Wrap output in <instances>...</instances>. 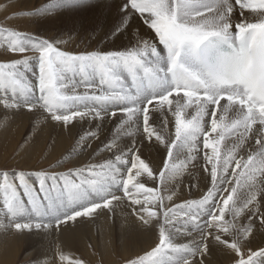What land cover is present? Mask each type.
<instances>
[{
  "label": "snow or ice",
  "instance_id": "6c2138e0",
  "mask_svg": "<svg viewBox=\"0 0 264 264\" xmlns=\"http://www.w3.org/2000/svg\"><path fill=\"white\" fill-rule=\"evenodd\" d=\"M88 2L50 0L24 15ZM117 8L112 36L139 20L152 38L136 27L131 47L73 53L0 27V48L19 57L0 61V107L69 129L96 122L47 169H0V229L48 234L127 203L157 241L123 264H204L211 247L232 264H264V246H250L256 231L264 235V0H120ZM106 120L114 127L101 140ZM138 133L163 146L155 171L136 141L122 143ZM92 140L107 154L100 162L55 170ZM198 158L206 190L173 203ZM57 257L88 264L59 248Z\"/></svg>",
  "mask_w": 264,
  "mask_h": 264
},
{
  "label": "bare ground",
  "instance_id": "6f19581e",
  "mask_svg": "<svg viewBox=\"0 0 264 264\" xmlns=\"http://www.w3.org/2000/svg\"><path fill=\"white\" fill-rule=\"evenodd\" d=\"M89 3L79 9L83 13L87 8H92V11H88L83 16L80 15L78 17V7L62 8L47 15L22 16V18H16L17 20L15 19L12 24L21 25L27 19L32 23L34 21L35 24L31 27L34 29L33 32L38 29L41 31L40 34L37 32L35 34L34 32L37 35L36 37L38 35H45V37L52 35V37H48L50 38L49 40L59 42V47L65 51H70L69 45L74 40L76 41V44L73 43L75 51L81 52L96 49L123 50L135 44L134 30L136 27H139L141 33L145 34L147 38H152L153 34L150 32L145 33L144 26L139 20L135 21L134 26L125 31L124 34L112 36L110 33L119 20L117 5L120 0H94ZM46 4L48 3L44 5ZM8 5L10 6V4ZM70 15L77 17V19L71 18L72 21H75L71 24L67 21ZM62 20L67 22L61 26L60 32L52 33L50 28L59 26L62 24ZM2 52H5V50L0 48V53ZM2 55L4 56L5 54ZM0 120L9 129L11 128V134L20 129L19 132H22V136L26 135V140L31 142L29 146L38 149L48 143L50 149L47 150L48 158L46 159L47 163H45L47 165L65 157L76 145L79 135L86 132L96 123L81 122L75 128L69 129L61 127L50 119H45L37 111L29 112L26 109H21L18 111L8 110L6 112L3 107H0ZM156 126L158 129L160 128L159 119H157ZM113 127L114 124L107 120L103 123L101 140L109 135ZM168 128L169 131L174 132L171 122ZM1 134L2 131H0ZM133 141H136V146L140 148L142 158L149 161L155 171L165 157L163 146L155 141L148 142L143 140L142 133L132 137H124L122 143L130 145ZM89 143H91L92 147L85 148L82 153L74 155L72 163L79 164L88 161L98 163L107 155L97 151L98 147H100L99 141L92 140ZM33 154L34 151L30 150L23 156L26 157L25 160L30 162V156H33ZM6 159L7 155L4 154L0 160L4 161ZM15 163L20 164V166L24 164L21 162ZM30 164L32 163L30 162ZM30 164L28 163L27 165L33 168L34 165ZM45 164L43 165L46 166ZM201 164L202 160L198 158L195 167L190 168L189 177L185 176L183 182L179 183L180 186L185 185L181 186V197L186 196L189 192V199H196L206 190L205 182L201 179L203 176L200 171ZM188 183L189 186L192 185L191 188ZM148 186L157 185L148 182ZM117 194L119 195L120 193L117 192ZM4 222L7 223V220L5 219ZM187 239L185 236H179L177 242H187ZM21 240L26 241L25 251L29 254L33 253L31 264H60L57 257V248L61 249L72 259H76L74 252L78 249H91V246L99 252L95 255L86 254V256L90 257L92 264H101L102 262L105 264H116L118 252L127 259L131 255L135 257L138 254H142L145 250H149L157 241V232L143 229L139 222L129 214L128 204L122 203L116 208L114 213L100 210L92 218H78L76 222H69L67 226H61L60 229L52 230L48 234L27 232L19 234L12 230L0 229V251L3 247L9 249V252L5 249L7 252L3 251L5 253L3 255L0 252V264L13 262H9V260L13 259V255H17L16 252L18 251L16 250L20 248L18 242L20 243ZM12 245H14V248L16 247V250L11 249ZM47 245L52 246V248L47 247ZM250 246L253 248L264 246V235L256 231L251 238ZM232 258V254L225 249L211 247L210 254L205 258L204 264H227ZM64 264H67V262H64Z\"/></svg>",
  "mask_w": 264,
  "mask_h": 264
},
{
  "label": "rangeland",
  "instance_id": "374dc122",
  "mask_svg": "<svg viewBox=\"0 0 264 264\" xmlns=\"http://www.w3.org/2000/svg\"><path fill=\"white\" fill-rule=\"evenodd\" d=\"M93 1L94 0H89V2H93ZM49 2H50V0H19L16 2H15V0H0V11H1L0 12V27H11L13 29L31 34L33 36H37V35H35L36 32L40 34L41 31H40V29L35 30L34 31L35 34H34V32H33L34 29L31 28V27H33V24H35L34 21L32 23L30 20L27 19L26 21H23L21 23V25H17L14 23L12 24V22H14L16 18H22V16H27V15H24V13L31 12V11H34L36 9L42 8L43 6H45L44 5L45 3H49ZM8 4H10V6ZM89 4H93V3H89ZM89 7H91V6H89ZM79 9H81V8L78 7L77 10H79ZM80 11L81 10H79L77 12L78 17L80 15L83 16L88 11H92V8H87V10L83 13ZM13 15H14V18L6 19V17L13 16ZM72 17L77 19L76 16L70 15L68 20H67L68 23H70V24L75 22V21L71 20ZM67 21L62 20V24H60L57 27H51L50 30L52 31V33H55L58 31L60 32L61 26L64 25ZM38 37L44 38L45 35L44 36L38 35ZM48 37H52V35H49ZM48 37H45L44 39L49 40L50 38H48ZM73 43L76 44V41L74 40L72 42V44L69 45V48H70L69 52H73V53L80 52V51H75V45ZM2 54H5V55L3 56ZM28 54L31 55L32 53L29 52ZM0 55H2V56H0V61L12 59V58H19L18 56H12V55L9 56V54H7L6 52H2V53H0ZM8 129H9L8 126H6L5 123L0 120V131H2V134L0 135V159H1V157L4 156V154L7 155L6 160H4V161L0 160L1 161L0 169L11 170V169L15 168L18 170H25V171H38L41 169H47L48 166L50 164H52V163H49L48 165L45 164V163H47L46 159L48 158L47 150L50 149L48 146V143L46 145H43L41 148L36 149L35 147L29 146V144L31 142L26 140V135L22 136V132H19L20 129L16 130L13 134H11V128L9 130ZM5 137H7V138H5ZM30 150L34 151L33 156H30V162L32 164H30V162H28L29 160H25L26 157L23 156L27 153V151H30ZM14 161L15 162H21L22 164L23 163L24 164L22 166H20V164L15 163ZM28 163L30 165H34V167L32 168L31 166H28L27 165ZM43 164H45L46 166H44ZM72 164H73L72 162L69 164H65V166L63 167L64 169L59 168V169H55V170H57V171L65 170L67 167H71ZM186 176L189 177V175H186ZM181 186H185V185H181ZM181 186L178 185L177 194L173 199V202L177 203V204L181 203L184 200L189 199V192L187 193L186 196L181 197V192H180L182 190ZM188 186H189V183H188ZM166 205H167V202H166ZM46 243H48V242L46 241ZM10 245H9V247H10ZM18 246H20V248H17L18 250H16V247L14 248V245L11 246V249L13 248L14 250H16L18 252L15 251L17 253V255H13L14 256L13 259L11 258L9 260V262H12V261L13 262L15 261V262L14 263L12 262L10 264H31V261L33 260V257H32L33 253L29 254L28 252L25 251L26 241L21 240L20 243L18 242ZM47 247L52 248V246H49V245H47ZM5 249H7V248H4V247L1 248V251H0L2 253L1 255L5 254L3 251L7 252L9 250V249H7V251H6ZM88 253H89V255H95L99 252L97 251V249H94L91 246V249H88V250H86V249L79 250L78 249L76 252H74V254H75L74 256L76 258L85 259L88 261V264H92L90 257L86 256V254H88ZM116 255H117V252H116ZM132 257H134V255H131L128 258H132ZM116 259H117L116 264H123V262L126 258L123 257L118 252ZM231 263H232V260L230 262H228L227 264H231ZM101 264H105V263L102 262Z\"/></svg>",
  "mask_w": 264,
  "mask_h": 264
}]
</instances>
